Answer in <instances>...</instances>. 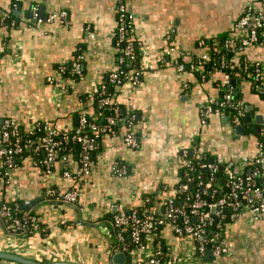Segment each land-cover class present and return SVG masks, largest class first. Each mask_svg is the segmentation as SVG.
Wrapping results in <instances>:
<instances>
[{
	"label": "crops",
	"instance_id": "crops-1",
	"mask_svg": "<svg viewBox=\"0 0 264 264\" xmlns=\"http://www.w3.org/2000/svg\"><path fill=\"white\" fill-rule=\"evenodd\" d=\"M259 1L128 0L131 35L141 44V61L148 68L138 84L125 83L114 94L122 115L135 116L139 146L126 145L123 127L116 135H102L96 142L90 176L81 172L79 149L74 148L67 160L75 179L63 176L61 161L47 173L32 157L19 160L10 184L0 177V199L20 200L33 208L47 232L17 236L0 223V251L44 263L115 264L112 216L120 208L143 205L145 196L153 197V208L162 211L168 199L178 195L187 164L185 153L189 156L198 150L201 156L251 170V160L264 138V91L256 90L246 73L232 79L244 108L240 123L246 125L240 133L226 114H201L220 93L224 73L210 79L198 77L191 71L179 72L173 60L182 53L186 63L197 60L205 50L200 45L203 38L224 47L227 39L239 33L236 22L246 7ZM117 5L118 0H0V121L12 119L26 130L51 124L71 131L82 113L95 114L89 94L118 68ZM34 6L42 22L32 19ZM62 11L67 12L66 18L48 19ZM172 46L176 51L167 55ZM234 46L238 48L233 62H260L264 69V47L240 42ZM78 53L84 56L83 75L64 80L59 66ZM253 114L262 115L263 121L256 122ZM115 164L126 174L113 172ZM261 166L264 169V157ZM49 188L61 194L77 188L79 200L76 204L47 200ZM161 237L168 253L192 254V242L178 236L170 225L162 227ZM221 240L229 252L217 258L207 255L209 264H264V216L254 219L246 213L229 221ZM0 264L18 263L0 260Z\"/></svg>",
	"mask_w": 264,
	"mask_h": 264
},
{
	"label": "built area",
	"instance_id": "built-area-1",
	"mask_svg": "<svg viewBox=\"0 0 264 264\" xmlns=\"http://www.w3.org/2000/svg\"><path fill=\"white\" fill-rule=\"evenodd\" d=\"M32 19L36 22H42L37 6L32 8ZM56 17L66 18L67 12L62 11L59 14H52L48 19ZM132 15L129 9L128 0H118L117 5V27L114 32L117 46L120 47V55L116 68L109 75L110 83L114 88L122 86L125 83L138 84L144 71L147 70L146 63L141 61L140 52L141 44L137 42L131 35L132 30ZM237 36L230 37L225 42V47L234 46L241 43L243 46H261L264 47V0H260L256 4H250L246 7L244 13L236 22ZM209 39L203 38L200 40V45L204 48V52L190 63H186L183 58L176 57L173 63L179 72H203V66L211 63L214 71L219 68H225L227 65L226 56L217 57L211 54L209 50ZM215 44V43H213ZM217 45V44H215ZM176 51L174 46L170 47L167 55H172ZM184 57L183 53L180 54ZM139 58V60H138ZM83 60L84 56L80 53L74 55L72 60L59 66V74L62 78H66V74L81 77L83 75ZM166 61V60H164ZM167 62V61H166ZM120 66H127L128 70H121ZM241 69L248 74L250 80L256 90L264 91V69L260 62L248 63L243 62ZM222 81L224 90V102L219 101L217 96L213 97L201 110L203 117L211 114H226L227 106H230L234 111L230 114L229 119L232 124L236 125L242 121L244 116V108L241 104L236 105L234 101V85H230L231 74L224 72ZM203 78H206L203 76ZM50 82H54V77L48 78ZM67 79V78H66ZM65 80V79H64ZM71 80V79H69ZM232 83V82H231ZM107 85L102 83L99 89L89 94V99L93 100L96 95L101 97L97 101V110L93 115L84 112L80 115V123L73 131L61 130L49 124L44 126V134L32 141L31 139L23 140L17 137L18 126L9 118H4L0 121V158H4L5 172L7 184L13 168L15 167V158L18 154L29 145L34 144L35 151H43L45 159L43 161L33 162L44 169L47 173H51L58 150L63 144L72 142L79 146V162L81 172L85 176H90L95 167L94 151L96 142L102 135H116L119 129H125L124 142L130 148L139 146V139L135 128V116H124L121 112V107L116 100L114 91L106 94ZM66 91V89L64 90ZM190 159L187 158V170L185 174L194 170L195 166L193 159L201 158L198 150L192 152ZM264 157V138L259 142L258 155L251 160L253 168L249 171L231 166L227 168L229 178L225 183L227 191L219 198H215L216 189L211 191L209 199L205 198L207 190L213 187V177L208 182L198 181V186L202 189H197L191 192L188 181L178 185L177 193H184L182 200L177 198L168 199L165 209L158 212L153 206L139 212L136 208L127 210L120 208L116 212L109 225L117 230L116 238L119 246L117 252L125 253L127 250L133 255L130 262L126 264H209L205 257L212 255L213 257H221L229 252V248L223 243L219 237L218 231L222 229L223 220L226 217L224 213L229 212V221L234 220L242 214H250L254 219H260L264 216V169L262 168V159ZM67 154L61 158L63 166V176L66 178H76L73 174L70 164L68 163ZM201 168H207L216 172L218 165L213 161L200 165ZM1 168V167H0ZM113 172H117L123 176L126 174L125 169L118 164L112 167ZM201 176H198L200 179ZM56 189L49 188L46 191L47 196H55ZM80 190L72 188L65 193L60 194V197L55 199L57 203L76 204L79 200ZM151 196H145L143 205L152 202ZM25 204H30L29 200ZM40 220L38 217L28 215L23 219L13 215L10 206L0 204V223L5 224L8 232L16 234L24 232L31 227L36 231L39 228ZM170 225L171 229L182 239H187L192 242V254L187 256H176L164 253V249L160 243L154 244L157 236L158 228ZM215 228V232L210 234V228ZM130 235L132 241L136 244L135 248L129 249L126 242V236Z\"/></svg>",
	"mask_w": 264,
	"mask_h": 264
},
{
	"label": "trees",
	"instance_id": "trees-1",
	"mask_svg": "<svg viewBox=\"0 0 264 264\" xmlns=\"http://www.w3.org/2000/svg\"><path fill=\"white\" fill-rule=\"evenodd\" d=\"M8 22H10L11 20H6ZM211 46H209V50L211 51V54L212 55H215L217 57H220L222 55L226 56V58L228 59L227 60V63H226V67L225 68H219L217 71H214L211 67V63L210 64H206L205 66H203V69L202 71L203 72H194L195 75H197L198 77H203L205 76L207 79H210V77L213 76V74L217 73V72H230L231 74V80H230V85L232 86L233 84L231 83L232 79L239 75V74H245L242 69H241V66L243 65V62H240V63H236V62H233L232 61V57L234 55H236V51H237V48L236 46H230V47H223V46H218V45H215L213 43H210ZM180 59H182V57H180ZM139 60V58H138ZM121 70H128V67L127 66H120L119 67ZM245 76V75H244ZM67 79H71V80H75V79H78L79 77L77 76H73V75H68L66 74L65 76ZM104 84L107 85V88L105 89V92L106 94H109V93H112L113 90L115 89L113 87V85L110 83V80L109 78L106 79L104 81ZM219 87H220V93L218 94L217 98L219 101H222L224 102V88H223V85H222V81H220V84H219ZM101 96L100 95H96L95 98L93 99V107L95 108V110H97V101L98 99L100 98ZM234 104L236 105H239L240 104V96L238 95V93L235 91L234 89V101H233ZM234 111V109H232L230 106H227L226 107V110H225V113L226 114H230ZM92 116H90L92 119H93V115L91 113ZM78 127V126H77ZM75 130V129H74ZM73 131V130H71ZM44 134V126L43 125H37L35 126L33 129H29V130H26V129H22L21 127H18V131H17V137L19 138H22L23 140H26V139H31L33 142L36 141V139L40 136H42ZM74 148H77L79 149V146L77 144H74L72 142H68L66 144H63L61 146V148L58 150V153L56 155V160H55V163L60 161L61 158L63 157V155L65 154H68L69 151L73 150ZM192 153L190 154L189 153V158L191 159L192 158ZM26 157H32L33 159H35L36 161H43L45 159V153H44V150L43 151H35L34 150V144H29L24 150L22 153L18 154L15 158V163L17 164L19 160L21 159H24ZM193 163H194V170L190 171L188 176L185 174V171L187 170V167L184 168V172H183V176H182V179L180 181V183H183V182H186L188 181V183L190 184V191L191 192H194L195 190L197 189H202V186H198V181H202L203 183L204 182H208L209 179L211 177H213V187L210 188L209 190H207V193L205 195V198L206 199H209L210 198V195H211V191H213V189H216L217 192L214 194L215 198H219L221 197L222 195H224L227 191V187L225 186V183L227 182L228 178H229V173L227 172V168H231V166L235 167L234 164L230 163V162H226V161H223L221 160L220 158H210V156H201V158H198V159H193L192 160ZM214 162L218 165V169L216 172L212 173L211 170L207 169V168H201L200 165L201 164H204V163H210V162ZM54 163V165H55ZM0 177H4V172H5V164H4V158H0ZM252 169V168H251ZM201 176L200 179H198V176ZM179 183V184H180ZM57 191V190H56ZM60 192L57 191L56 195L55 196H47L45 195V197L47 198V200H53V202L55 201V199H57L58 197H60ZM185 194L184 193H178L177 197H176V201H177V198L182 200L183 196ZM153 198V197H152ZM153 201L154 199L152 200V202L150 203H146L144 205H141V206H138L136 207V209L139 211V212H142L144 209L146 208H151L153 206ZM0 204H6L8 206H10V208L12 209L13 211V215L18 217V218H21L23 219L24 217L28 216V215H33V216H36L38 217V215L36 214V211L33 209V208H27L25 205H23V203L20 201V200H15V201H12V202H8L6 200H1L0 199ZM167 204H165V207H166ZM165 207H163V209H165ZM127 209V208H126ZM127 210H132V209H127ZM224 215L226 216L223 220V226H222V229L220 231H218L219 233V237L221 239V232L223 230V228L225 227L226 223L229 222V212L226 211L224 213ZM39 223V228L37 229L38 231L42 232V234H45L47 232L44 224ZM5 224H3V226L5 227ZM110 226V225H109ZM110 229L112 230V236H113V242H114V248L117 249L118 246H119V242H118V239L116 238V234H117V230L116 229H113V227L110 226ZM161 229L162 228H158L157 230V236L155 237V242L154 244L156 243H160L164 249V253L167 251V247H165V243H164V240L163 238L161 237ZM215 228L211 227L209 232L210 234H213L215 232ZM36 232L35 228L31 227L28 229V230H25L24 232H20L19 233H16L15 235L17 236H23V235H32ZM126 242L128 243V246H129V249L131 248H135L136 247V244L132 241L130 235L128 234L126 236ZM126 255L128 257V261L127 262H130L133 258V255L130 253L129 250H127L126 252Z\"/></svg>",
	"mask_w": 264,
	"mask_h": 264
},
{
	"label": "water",
	"instance_id": "water-1",
	"mask_svg": "<svg viewBox=\"0 0 264 264\" xmlns=\"http://www.w3.org/2000/svg\"><path fill=\"white\" fill-rule=\"evenodd\" d=\"M232 83H235L234 80L231 81ZM255 115V114H253ZM262 115H255L256 122H262L263 121ZM246 120H250V116H246ZM245 125L246 123H239L237 124L236 128L238 132L245 131ZM113 261L115 264H126L127 262V256L123 252H115L113 254ZM0 260H6L9 262H14L18 264H77L75 262L70 261H52V262H40L34 259H30L27 257L22 256L21 254L13 253V252H6V251H0Z\"/></svg>",
	"mask_w": 264,
	"mask_h": 264
}]
</instances>
